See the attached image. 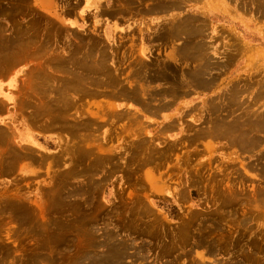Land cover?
<instances>
[{"label":"rangeland","instance_id":"obj_1","mask_svg":"<svg viewBox=\"0 0 264 264\" xmlns=\"http://www.w3.org/2000/svg\"><path fill=\"white\" fill-rule=\"evenodd\" d=\"M0 44V264H264V0H0Z\"/></svg>","mask_w":264,"mask_h":264},{"label":"bare ground","instance_id":"obj_2","mask_svg":"<svg viewBox=\"0 0 264 264\" xmlns=\"http://www.w3.org/2000/svg\"><path fill=\"white\" fill-rule=\"evenodd\" d=\"M139 1V0H138ZM148 1V0H147ZM141 3H143V2H141ZM135 6V5H134ZM133 6V7H134ZM105 7V6H104ZM31 9V8H30ZM3 10V9H2ZM5 10V9H4ZM10 10V9H9ZM118 13V12H117ZM20 15H21V13H20ZM114 16V15H113ZM11 20V19H10ZM9 21V20H8ZM33 21V20H32ZM31 21V22H32ZM4 24V23H3ZM20 24V23H19ZM38 27V26H37ZM191 29V27L189 28V29H187L186 31V33H187V39H188V42L189 43H186V56H187V59L188 60H196V59H199V58H202L203 57V60H204V62H202V63H199V66H198V68H197V70H196V74H197V76H198V78L201 80V78H202V76L203 75H201V74H206L207 73V70L209 69V70H212V69H215V67H216V65L212 62V61H214L213 59H212V61H206V59H205V57H204V55L202 54V49H204L205 48V46H204V44H198V46H199V48L197 47V43L199 42V40H200V38L198 37V35H197V32L196 31H192V30H190ZM14 31V30H13ZM16 31V30H15ZM202 32V31H201ZM200 32V33H201ZM26 33V32H25ZM199 33V34H200ZM193 39H197V40H193ZM12 40V39H11ZM30 41H32L31 39H30ZM35 41V40H34ZM36 42V41H35ZM52 43V42H51ZM195 43V45H196V47H197V51H195V49H194V47H193V44ZM40 44H42V43H40ZM46 44V43H45ZM1 45V44H0ZM7 46H8V44H7ZM12 46V45H11ZM101 48V47H100ZM56 49V48H55ZM201 49V50H200ZM75 52V51H74ZM106 54V53H105ZM9 56V55H8ZM73 56V55H72ZM94 56V55H93ZM3 57H5V56H3ZM19 57V56H18ZM54 58V57H53ZM89 58H91V57H89ZM15 59V58H14ZM95 59V58H94ZM229 59V56H228V54L226 55V58L225 59H223V63H224V66H226V64H227V60ZM3 60V59H2ZM6 60V59H5ZM93 61V60H92ZM91 62V61H90ZM192 62V61H191ZM88 64H90V66H92L91 64H93V62L92 63H88ZM104 64V63H103ZM81 65V64H80ZM94 66H98V63H96L95 65H93L92 66V68L94 67ZM248 66H250L249 64H248ZM63 67V66H62ZM104 67V66H103ZM145 67V66H144ZM79 68V67H78ZM81 69L83 68L82 67V65H81V67H80ZM91 68V69H92ZM95 68V67H94ZM93 68V69H94ZM108 68V67H107ZM41 69V68H40ZM74 69V68H73ZM97 69H99L98 67H97ZM105 69V68H104ZM199 69H205V70H203L202 72L199 70ZM71 70V69H70ZM84 70H86V71H89V70H87L86 68L84 69ZM99 71V70H98ZM205 72V73H204ZM38 73H40V72H38ZM41 73H42V71H41ZM207 74H209V78L210 79H212V80H215V77L213 76V73H207ZM40 75V74H39ZM39 75H38V77H39ZM43 75H45V73L43 74ZM52 75V74H51ZM54 76V75H53ZM208 76V75H207ZM33 77H34V74H33ZM47 78V77H46ZM52 78V77H51ZM70 78V77H69ZM79 79H82V77H78ZM86 78H88V77H86ZM91 78V77H90ZM197 78V77H196ZM203 78L204 79H209V78H205V76H203ZM57 79V78H56ZM71 79V78H70ZM72 79H73V77H72ZM83 79H84V77H83ZM198 79V80H199ZM39 80V79H38ZM54 79H52V81H53ZM73 80H75V79H73ZM87 80V79H86ZM94 80V79H93ZM100 80V79H99ZM111 80H113V79H111ZM42 81V80H41ZM76 81V80H75ZM82 81V80H81ZM95 81V80H94ZM93 81V82H94ZM97 81V80H96ZM101 81V80H100ZM115 81V80H114ZM197 81V80H196ZM44 82H47V81H44ZM43 82V83H44ZM50 82V81H49ZM92 82V81H91ZM251 82V81H250ZM249 82V84H253V83H250ZM35 83V82H34ZM65 83V82H64ZM68 83V82H67ZM95 83V82H94ZM66 84V83H65ZM112 84V83H111ZM198 85H199V87H200V84L199 83H197ZM60 85L62 86V87H64L65 89H67V86H63L64 84H62V83H60ZM66 85H72V86H70V87H72L73 88V83L72 84H66ZM104 85V84H103ZM56 86H57V84H56ZM75 87V86H74ZM141 87V86H140ZM144 87V86H143ZM235 87H238V86H233V87H231L230 89L231 90H228V91H226V93H225V95H223L224 96V99L225 100H227L226 101V103L229 105V101H231L232 102V100L235 98V97H237V96H239V93L240 92H243V89L244 88H242V89H239V87L238 88H235ZM53 88V87H52ZM139 88V87H138ZM50 89V88H49ZM45 90V89H44ZM145 90V89H144ZM153 90V89H152ZM47 91V90H46ZM147 91V90H146ZM77 92V91H76ZM119 94V93H118ZM117 94V95H118ZM122 96V95H121ZM63 98V97H62ZM61 99V98H60ZM137 99V98H136ZM237 100V99H236ZM59 105V104H58ZM189 111V110H188ZM39 112V111H38ZM37 112V113H38ZM42 112H40V114H41ZM57 118V117H56ZM260 118H262V119H264V114H261L260 115ZM56 120V119H55ZM58 120V119H57ZM262 122H258V125L259 124H261ZM257 124H255V126H258ZM150 148V147H149ZM153 149V148H152ZM12 150V149H11ZM153 151V150H152ZM157 151H158V149H157ZM134 153V152H133ZM134 154H136V153H134ZM150 154V153H149ZM87 155V154H86ZM83 165V164H82ZM90 169H91V167H90ZM71 170H73V169H71ZM81 170V169H80ZM93 170H95V168L93 169ZM108 170V169H107ZM109 171V170H108ZM76 172H79V170H77ZM75 174V173H74ZM69 175V174H68ZM87 175V174H86ZM85 176V175H84ZM91 184V183H90ZM69 185V184H68ZM94 185V184H93ZM94 189V188H93ZM77 192V191H76ZM91 194V193H90ZM65 196V195H64ZM90 200V199H89ZM63 224V223H62ZM65 225V224H64ZM69 227V226H68ZM77 231V230H76ZM65 235V234H64ZM65 238V237H64ZM255 241V240H254ZM116 246V245H115ZM115 248V247H114ZM121 249H122V247H121ZM113 250V249H112ZM114 251V250H113ZM114 255L113 256H115V253H113ZM111 255V254H110ZM116 255H117V253H116ZM118 255H119V253H118Z\"/></svg>","mask_w":264,"mask_h":264},{"label":"crops","instance_id":"obj_3","mask_svg":"<svg viewBox=\"0 0 264 264\" xmlns=\"http://www.w3.org/2000/svg\"><path fill=\"white\" fill-rule=\"evenodd\" d=\"M43 6H48L50 4V0H41Z\"/></svg>","mask_w":264,"mask_h":264}]
</instances>
